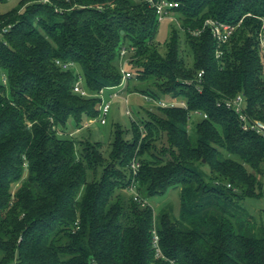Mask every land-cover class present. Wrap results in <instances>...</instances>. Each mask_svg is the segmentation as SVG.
I'll list each match as a JSON object with an SVG mask.
<instances>
[{"label":"trees","instance_id":"16d2710c","mask_svg":"<svg viewBox=\"0 0 264 264\" xmlns=\"http://www.w3.org/2000/svg\"><path fill=\"white\" fill-rule=\"evenodd\" d=\"M179 1L193 64L176 33L159 49L145 0H20L0 12V26L11 24L0 36V264H264V227L241 202L264 196V137L219 104L243 93L247 113L264 118V0ZM207 17L242 20L222 57L210 30H187ZM124 45L135 47L131 76L150 84L135 89L187 106L116 125L108 147L69 136V119L84 127L101 97L74 92L75 70L56 59L79 66L96 93L121 84ZM133 179L143 198L180 187L178 214L134 200Z\"/></svg>","mask_w":264,"mask_h":264},{"label":"rangeland","instance_id":"374dc122","mask_svg":"<svg viewBox=\"0 0 264 264\" xmlns=\"http://www.w3.org/2000/svg\"><path fill=\"white\" fill-rule=\"evenodd\" d=\"M20 0H0V12H7L19 5ZM179 15L172 12L169 16H166L160 21L158 31L155 37V43L159 49L164 50L167 47L168 42L171 40L172 35L176 33L177 38L180 41L182 52L186 57L188 64H193L192 50L187 43V31L183 29L179 24ZM127 69L130 66L127 65ZM75 73H81L79 66H75ZM3 75V74H2ZM4 77V76H2ZM84 84V78L83 82ZM129 83L130 88L126 89V85ZM150 84L147 81L139 80L135 77L130 76L127 81L123 84L112 88H106L104 91L103 99L108 101L111 100V108L106 118V123H101L97 116L95 117H84L83 123L89 122L90 119L95 121L89 126L77 129V125L73 118H70L66 125V130L69 136L87 137L91 140H99L104 143V147L109 146V142L112 139V132L116 125H120L125 129H130L132 126L133 119H142L147 117V110L152 109L157 111L156 102L154 100H148L145 98L143 92L135 89L147 88ZM85 86V85H84ZM125 88V89H124ZM120 91L119 95L111 96L113 92ZM126 98L128 101H126ZM131 109L132 113L129 115L127 109ZM196 117V118H195ZM193 119L199 118L197 114H192ZM196 122L193 120L188 125L189 132L191 134L196 133ZM131 133V132H130ZM169 143L167 136L164 135L158 141L159 149ZM206 170L209 168L206 166ZM259 179L264 181V174H259ZM17 187V184L13 186V189ZM260 191V187L257 190ZM127 194L131 196V192L127 190ZM149 203L154 208V213H157L164 207L166 210H170L172 214H178L180 207V187H173L162 195L147 198ZM242 204L248 208L253 218L257 221L258 226L264 227V196H246L242 199Z\"/></svg>","mask_w":264,"mask_h":264},{"label":"built area","instance_id":"2783aa9c","mask_svg":"<svg viewBox=\"0 0 264 264\" xmlns=\"http://www.w3.org/2000/svg\"><path fill=\"white\" fill-rule=\"evenodd\" d=\"M147 1L151 6H153L156 10L158 20H163L166 16H169L172 12H176V8L180 6L179 0H145ZM242 20H240L238 23H232L223 21L214 17H207L202 26L196 27V28H187L190 34L194 36L201 35V33L205 30H210L212 35L217 41V48H216V56L222 57L224 54V45L228 43L234 33L237 31L240 23ZM178 24L184 29L180 18L178 20ZM11 28V24L7 26H0V36H2L5 32H7ZM259 40H260V48L261 53L263 54V61H264V22L262 29L259 33ZM135 50L134 46H127L124 45L121 49V59H120V69L122 72V82L121 84L127 81V79L132 75L131 71L127 69V65L131 63V60L133 58L132 52ZM56 64L59 65L63 69H74L76 64L73 61H64L60 58L56 59ZM204 73V69H201L198 73L199 78L202 77ZM77 78L73 84V91L85 96H99L101 97V103H100V113L98 114L99 121L101 123L107 122V114L110 111L111 108V100H104L103 95L104 91L106 90L105 87L101 88L98 92L93 93L90 90H88L83 82V76L82 74L76 73ZM3 80L6 81V77H3ZM120 91L113 92L111 96L119 95ZM145 97L148 100H154L156 102L157 106H187L186 102L184 100L180 99H172V100H165V99H155L153 97L145 95ZM126 101L128 99L126 98ZM224 103L229 108H233L240 119V123L243 129L245 130H253L259 134H261L264 137V118L259 117H252L250 116L246 111V96L243 93H238L235 96L228 97L223 102H219V104ZM127 113L131 115L132 110L129 108L127 109ZM206 115V114H205ZM94 119H90L89 122H86L84 124L85 126L91 125L92 122H94ZM131 169L133 170V174L136 175L140 166L139 160L135 157L131 161ZM131 192V195L133 196L134 200L138 201L141 205H147L149 204V201L147 198H143L139 190L137 189V182L133 179L132 183L129 186L128 189ZM159 236L154 230V245L156 246V256H163L161 248L159 246Z\"/></svg>","mask_w":264,"mask_h":264}]
</instances>
